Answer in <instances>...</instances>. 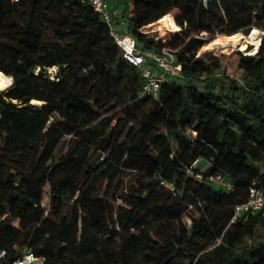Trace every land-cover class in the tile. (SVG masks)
I'll return each mask as SVG.
<instances>
[{
	"label": "trees",
	"instance_id": "trees-1",
	"mask_svg": "<svg viewBox=\"0 0 264 264\" xmlns=\"http://www.w3.org/2000/svg\"><path fill=\"white\" fill-rule=\"evenodd\" d=\"M123 1L131 15L116 20L127 16L138 46L177 49L181 74L158 98L141 94L88 4L0 0V71L12 77L0 90V264L22 250L43 264H264V240L247 241L264 209L233 220L252 184L264 188V40L251 55L197 56L264 30V0ZM162 17L179 32L157 43L139 32Z\"/></svg>",
	"mask_w": 264,
	"mask_h": 264
},
{
	"label": "built area",
	"instance_id": "built-area-1",
	"mask_svg": "<svg viewBox=\"0 0 264 264\" xmlns=\"http://www.w3.org/2000/svg\"><path fill=\"white\" fill-rule=\"evenodd\" d=\"M16 1V0H14ZM88 4L94 12H96L108 27L109 36L112 38L116 46L120 50L121 57L130 65L136 67L142 78L141 94L158 98L162 85L168 80L174 79L181 74V63L178 60L177 49L168 46L156 48L155 45L147 47L138 46L135 37L123 31L120 22L116 20L118 8H113L107 0H77ZM204 5L209 0H201ZM129 13L131 15L132 3H128ZM152 24L142 26L139 32L147 35V38L153 40L154 43L160 41L159 38H151L148 36V28ZM254 35L258 41V47L264 40V30L259 28H251L249 34ZM209 181L217 184L226 190L231 188V183L227 181L223 174L216 173L209 177ZM264 209V188L256 186L254 183L249 189L247 199L234 206L233 220L242 215L254 214ZM4 256V252L0 253V261ZM9 264H43V258L36 256L28 250H22L21 253Z\"/></svg>",
	"mask_w": 264,
	"mask_h": 264
},
{
	"label": "rangeland",
	"instance_id": "rangeland-1",
	"mask_svg": "<svg viewBox=\"0 0 264 264\" xmlns=\"http://www.w3.org/2000/svg\"><path fill=\"white\" fill-rule=\"evenodd\" d=\"M107 2L109 3V5L111 7L118 8L120 10V13L123 12L124 10H126V11L128 10L127 5L124 3L123 0H107ZM119 21H123L124 23H126L127 22V16H123V17L120 16ZM147 31H148L149 37L159 38V31H155L153 26L149 27ZM243 37L245 38V40L241 45H231V46L222 47V48L217 47V48H213V49H209V50H204L203 47L207 44L206 43L197 51V56L202 58L204 61L210 63V62L214 61V58H218L223 54L227 55L233 51L242 50V51H240V53L251 55V53H253L252 48L254 47V42L246 39L244 34H243ZM165 39H168V38H161L160 40H165ZM218 39H220V38H216L215 40H218ZM215 40H213V41H215ZM250 49H252V51H248ZM57 71H58V69L56 67H51L48 69L47 72L49 73L50 76H54ZM233 77L238 78V76H236V75H234ZM37 103L40 104L39 102H37ZM53 118H55V116H53ZM195 167L197 169L201 170L202 172H206L208 170V161L206 159L201 158L197 161ZM126 178L128 179L129 176H127ZM166 185L169 188H172L170 185H168V184H166ZM42 199H43L42 200V206L47 211L48 210V204H49L48 196L44 194ZM190 210H191V212H193L195 214V216H197V213L192 208ZM182 221L186 225V227H189L191 224V220H190L188 215H184L182 217ZM261 240H264V228L257 229V231L253 234V236L247 239V241L249 243H256V242L261 241Z\"/></svg>",
	"mask_w": 264,
	"mask_h": 264
},
{
	"label": "bare ground",
	"instance_id": "bare-ground-1",
	"mask_svg": "<svg viewBox=\"0 0 264 264\" xmlns=\"http://www.w3.org/2000/svg\"><path fill=\"white\" fill-rule=\"evenodd\" d=\"M152 26L154 28L155 31H159V39L161 38H169L171 36H173L174 34L179 32V28L172 26L169 21L165 18L162 17L159 20L155 21L152 23ZM246 39H248L249 41L254 42V47L253 49V53L254 54L257 50V46H258V41L255 40V36L251 35V36H246ZM245 38L243 37V34L241 32H237L235 34L232 35H228V36H222V38L215 40V41H211L209 43H207L203 49L204 50H209V49H213V48H222V47H227V46H231V45H241L244 42ZM252 49L248 50V51H252ZM242 51V50H239ZM12 82V77L10 75H5L3 72L0 71V90L6 88L7 86H9ZM38 101L36 100H32V103H37Z\"/></svg>",
	"mask_w": 264,
	"mask_h": 264
},
{
	"label": "crops",
	"instance_id": "crops-1",
	"mask_svg": "<svg viewBox=\"0 0 264 264\" xmlns=\"http://www.w3.org/2000/svg\"><path fill=\"white\" fill-rule=\"evenodd\" d=\"M118 12H119V9H118ZM119 25L121 26L120 28H122L123 31L126 30V23H124L123 21H120V24Z\"/></svg>",
	"mask_w": 264,
	"mask_h": 264
}]
</instances>
